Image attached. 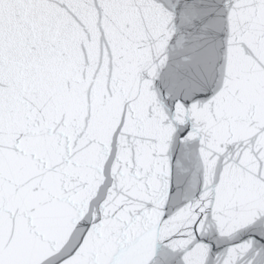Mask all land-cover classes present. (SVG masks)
<instances>
[{
  "label": "snow or ice",
  "instance_id": "1",
  "mask_svg": "<svg viewBox=\"0 0 264 264\" xmlns=\"http://www.w3.org/2000/svg\"><path fill=\"white\" fill-rule=\"evenodd\" d=\"M0 264H264V0H0Z\"/></svg>",
  "mask_w": 264,
  "mask_h": 264
}]
</instances>
